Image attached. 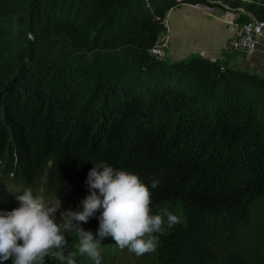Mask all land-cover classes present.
Here are the masks:
<instances>
[{
	"label": "trees",
	"instance_id": "16d2710c",
	"mask_svg": "<svg viewBox=\"0 0 264 264\" xmlns=\"http://www.w3.org/2000/svg\"><path fill=\"white\" fill-rule=\"evenodd\" d=\"M204 2L0 0V184L44 174L60 223L106 163L181 218L154 253L101 264H264V75L150 55L169 10ZM247 9L264 21V0Z\"/></svg>",
	"mask_w": 264,
	"mask_h": 264
},
{
	"label": "clouds",
	"instance_id": "9594fccd",
	"mask_svg": "<svg viewBox=\"0 0 264 264\" xmlns=\"http://www.w3.org/2000/svg\"><path fill=\"white\" fill-rule=\"evenodd\" d=\"M87 183L91 194L82 201L83 211L61 213L60 223L56 214L61 201L49 206L30 188L17 196L18 208L0 210V264H45L49 255L64 260L62 250L68 246L65 234L70 232L78 238L76 251L94 264H101L102 241L107 237L121 250L143 256L157 250L156 234L164 231L165 223L173 228L181 222L180 216L167 208L153 213L152 192L137 174L101 163L90 170ZM158 185L154 180L152 188ZM100 209L97 239L81 224L88 223ZM69 264L74 261L69 260Z\"/></svg>",
	"mask_w": 264,
	"mask_h": 264
},
{
	"label": "crops",
	"instance_id": "0c3cea01",
	"mask_svg": "<svg viewBox=\"0 0 264 264\" xmlns=\"http://www.w3.org/2000/svg\"><path fill=\"white\" fill-rule=\"evenodd\" d=\"M227 16L224 9L218 8L209 15L191 4H181L172 9L167 16L165 60L168 63L195 57L214 60L223 53L229 54L230 43L238 35L239 28L228 22ZM248 60L249 63H242L237 69L264 75V36Z\"/></svg>",
	"mask_w": 264,
	"mask_h": 264
},
{
	"label": "rangeland",
	"instance_id": "374dc122",
	"mask_svg": "<svg viewBox=\"0 0 264 264\" xmlns=\"http://www.w3.org/2000/svg\"><path fill=\"white\" fill-rule=\"evenodd\" d=\"M199 9L202 10L201 8H199ZM202 11L205 14H207V12H205L204 10H202ZM169 12H171V10H169L166 13V16H165V19H164V23H163L164 27H165V32L161 34L158 43L155 45V46H157V48L158 47L160 48L161 55L158 56L153 51L154 49H152L150 51V55L153 58H155L158 61H163L165 63L166 62L168 63V61L165 60V50H166L167 44H168V38L166 37L167 36L166 30H167V16H168ZM233 15H235L237 18L232 24L238 25L239 31H240V25L241 24L248 23V22L254 20V18H252V17L248 18L246 16H240L239 14H236V13H233ZM227 17L230 18L231 15H228ZM259 17H260V13L259 14H255V18L256 19L263 20L262 18L260 19ZM59 30H60V32H63V27L60 26ZM64 35H68V34H65V32H64ZM252 55H246V54L240 55V54H235V53L231 54L229 52V54L228 53H223V54H221L220 56L216 57L214 60H211V61L217 62L220 65H222V66H224L225 68H228V69H237V67H239L240 64L245 63V62L249 63L248 59ZM195 58H198V57H195ZM192 59L193 58H189V59L185 60V61H187L186 64L190 63L192 61ZM248 72L252 73V74L263 75V74H260V73H256L254 71L253 72L248 71ZM43 175L40 176L39 178L35 179V180L33 179V183H31V185H28V188L27 187L26 188L22 187V188H23L24 191L26 189L30 188L32 190L34 196L41 197V198H43L44 201H46V196L44 194H42L41 191H38L37 193L34 192V190L39 185H42ZM32 178H34V176ZM16 188H17L16 186L10 184L9 185V189H7L6 191H3V192L0 191V196L5 198V199H8L9 196H10V191L16 190ZM46 204H48L49 206H54L56 204V201L50 195H48V202ZM61 210H62V207L60 208V210L57 212L56 215H58L61 212ZM82 227L84 228L85 231L92 232L93 235L97 239H99V236H98L99 226L88 225V226H82ZM65 235H66V239L68 240V246L65 249L62 250L65 259L64 260H60V259L56 258L53 255H49L48 257H46L45 264H69V260H73L74 264H94V262L91 261L87 256H80L79 253L76 251L75 244L78 241V238L76 237V235L74 233H71V232L70 233H66ZM101 252H102V259L103 258H108L110 260H114V259H116V257L121 256L122 254H126L127 255L129 253V251L127 249L121 250L115 244V241L111 237H107V238H105L102 241ZM73 253H75V255H73ZM7 264H11V261L7 262Z\"/></svg>",
	"mask_w": 264,
	"mask_h": 264
},
{
	"label": "built area",
	"instance_id": "2783aa9c",
	"mask_svg": "<svg viewBox=\"0 0 264 264\" xmlns=\"http://www.w3.org/2000/svg\"><path fill=\"white\" fill-rule=\"evenodd\" d=\"M179 2L183 0H178ZM203 1V0H201ZM204 3L191 4L195 7H199L207 14L213 15L218 8L226 10L228 15H231L229 22L233 23L236 20V16L233 13L240 16H246L248 18H254V20L243 23L240 25V31L238 35L231 41L229 51L235 54H253L260 43L261 37L264 35V21L256 19L255 14L247 9V4L252 3V0H204ZM231 3H237L231 6ZM217 5V6H215ZM174 9V8H173ZM172 10V9H171ZM154 52L159 56L161 55L160 48L155 46Z\"/></svg>",
	"mask_w": 264,
	"mask_h": 264
}]
</instances>
